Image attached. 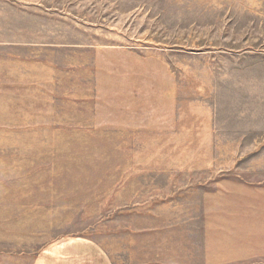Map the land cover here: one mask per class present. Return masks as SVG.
<instances>
[{
	"label": "rangeland",
	"instance_id": "obj_1",
	"mask_svg": "<svg viewBox=\"0 0 264 264\" xmlns=\"http://www.w3.org/2000/svg\"><path fill=\"white\" fill-rule=\"evenodd\" d=\"M6 56L0 264H264V0H0Z\"/></svg>",
	"mask_w": 264,
	"mask_h": 264
},
{
	"label": "crops",
	"instance_id": "obj_2",
	"mask_svg": "<svg viewBox=\"0 0 264 264\" xmlns=\"http://www.w3.org/2000/svg\"><path fill=\"white\" fill-rule=\"evenodd\" d=\"M18 3V2H17ZM8 48H4V53H13L15 48L11 46H7ZM36 58V57H34ZM21 59V58H19ZM36 60V59H34ZM10 57L6 56L3 58H0V80H30V76L25 78L24 76L21 77L19 75V72H24L23 65L20 62L17 63H9ZM36 65V64H35ZM19 71V72H18Z\"/></svg>",
	"mask_w": 264,
	"mask_h": 264
}]
</instances>
